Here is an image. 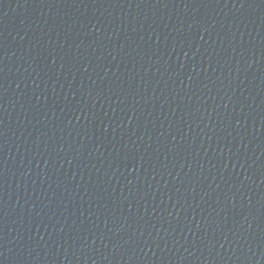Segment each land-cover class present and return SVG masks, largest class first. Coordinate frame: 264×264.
Segmentation results:
<instances>
[{
  "label": "water",
  "instance_id": "obj_1",
  "mask_svg": "<svg viewBox=\"0 0 264 264\" xmlns=\"http://www.w3.org/2000/svg\"><path fill=\"white\" fill-rule=\"evenodd\" d=\"M0 264H264V0H0Z\"/></svg>",
  "mask_w": 264,
  "mask_h": 264
}]
</instances>
